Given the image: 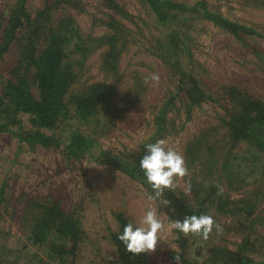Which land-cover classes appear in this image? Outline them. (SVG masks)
Returning a JSON list of instances; mask_svg holds the SVG:
<instances>
[{"label":"trees","instance_id":"1","mask_svg":"<svg viewBox=\"0 0 264 264\" xmlns=\"http://www.w3.org/2000/svg\"><path fill=\"white\" fill-rule=\"evenodd\" d=\"M31 1H8L0 12V62L11 53L16 54L15 64L7 74L0 71V134L17 138L30 150L38 146L60 150L68 163L90 159L110 165L139 181L154 195L139 165L148 154L146 145L174 133V113L180 114L185 109L190 120L196 106L220 107L223 110L220 123L207 126L186 145L189 188L166 189L161 199L170 204L158 200L159 208L171 221L207 214L217 224L228 218L244 219L245 224L248 221L250 224L245 226L241 221L245 235L234 243L235 247L227 240L220 242L213 238L217 234L215 228L210 234L212 238L207 240L176 230L179 249L168 253L176 264L175 257H179V264H264V233L253 228L258 216L264 214L260 210L259 191L264 186V171L255 181H249L258 172V163H264V99L239 83L225 84L220 90L201 83L194 67L190 23L196 17L212 22L249 49L262 67L264 51L249 39L264 40V33L258 27L224 15L207 0L193 4L180 0H136L143 15L133 14L120 0H100L98 8L105 16L93 15V26H104L107 32L94 36L83 32L72 13V10L86 13L85 0H43L35 13L29 9ZM242 1L264 4V0ZM150 21L160 30L165 29L153 36L154 53L170 68L175 89L168 90L162 102L150 106L154 131L140 151L113 152L103 148L102 138L127 109L126 101H117L116 90L121 59L134 41L127 23L141 30ZM98 50L103 51L101 71L111 76V82L88 77V62ZM220 127L225 128V133L218 138ZM217 184L222 186V194H217ZM247 187L254 189L253 194L250 192L244 198L234 196ZM6 192L3 183L0 208L7 203ZM27 210L32 217L28 238L33 246L39 250L46 247L47 256L61 264L68 263V255H79L86 232L75 212L67 211L53 198L37 202ZM116 218L121 227L111 233V241L118 257L110 264H154L150 253L127 252L118 237L130 221L124 214ZM52 235L61 241L50 242ZM198 238L206 243L205 253L195 248Z\"/></svg>","mask_w":264,"mask_h":264},{"label":"rangeland","instance_id":"2","mask_svg":"<svg viewBox=\"0 0 264 264\" xmlns=\"http://www.w3.org/2000/svg\"><path fill=\"white\" fill-rule=\"evenodd\" d=\"M8 1L12 0H0V12ZM85 1L88 10L86 13L72 10L83 32L94 36L106 34V27L93 26V15L97 14L102 18L105 16L98 8L100 0ZM120 1L133 14L143 15L136 0ZM180 1L193 4L198 0ZM207 1L224 15L258 27L264 33V4L261 1L251 5L246 2L244 4L242 0ZM42 3L43 0H32L28 5L30 11L35 13ZM127 25L131 28L134 41L123 54L119 70L121 77L119 79L118 76L116 81L117 101H126L127 109L121 119L115 120V126L107 136L102 138V144L103 148L113 152L128 151L136 154L154 131L150 106L162 102L168 90L175 88L172 82L174 79H170V68L154 53L156 43L153 36L162 34L165 29L160 30L151 21L149 26L144 25L141 30L130 23ZM190 25L194 36V67L201 83L204 82L213 90H220L225 84L239 83L264 99V67L251 51L210 21L196 17L191 20ZM249 41L264 51V40L256 38ZM102 52L98 50L90 58L88 77L111 82V76L101 71ZM15 61L16 54L13 52L0 62V71L7 74ZM154 72L159 73V84H145V78ZM133 100L134 104H131ZM222 112L220 107L203 104L194 108L190 120H187L185 109L180 114L174 113L172 119L176 122V129L164 139L185 159V148L189 141L207 126L218 125ZM219 133L218 138L223 136L225 128L220 127ZM258 165V172L250 176V182L259 178L262 170L264 171V163L261 161ZM186 179H190V176L177 179L176 188L187 190L189 185ZM3 183L6 184L7 203L0 208L1 264H61L47 256L46 247L39 250L28 238L33 223L27 209L49 198L59 200L67 211L75 212L82 220L86 232L79 255H68L67 264H110L116 259L118 254L112 244L111 233L121 227L116 218L118 214H124L130 222L137 225L149 207L154 206L165 225L171 221L160 210L158 200L154 204L148 200V195L153 194L147 192L139 181L119 169L90 159L68 163L60 150H47L42 146L30 150L28 145H21L17 138L9 134H0V187ZM253 191L252 187H247L240 193H234V196L244 198L250 192L253 194ZM259 191L260 210H264V186ZM241 221L245 226L250 224V221L245 224L244 219L237 218L224 219L222 224L219 221L223 231L216 232V237L213 238L220 242L227 240L231 247H235L234 243L245 235ZM253 228H257L258 233H264V214L258 216ZM160 236L161 241L158 242L156 251L150 253L153 263L176 264L168 252L179 249V234L176 230H165ZM57 239L61 241L58 236L52 235L50 242H56ZM68 246L71 247V244ZM195 248L197 252L205 253V241L198 238Z\"/></svg>","mask_w":264,"mask_h":264},{"label":"clouds","instance_id":"3","mask_svg":"<svg viewBox=\"0 0 264 264\" xmlns=\"http://www.w3.org/2000/svg\"><path fill=\"white\" fill-rule=\"evenodd\" d=\"M159 81V73L154 72L146 77L144 82L151 86L152 82L158 85ZM146 147L148 154L143 156L139 165L147 178V183L154 192V195H148V200L153 204L155 201L161 200L162 204L168 205L170 201L161 199L164 191L166 189L175 190L177 179L182 180L189 175L185 159L179 151L169 145L167 139L148 143ZM217 188V194H222V186L217 184ZM214 228L217 233L223 231L222 226L207 214L186 216L182 221L174 220L165 225L158 216L156 207L150 206L137 225L132 222L126 224L118 239L126 246L127 252L139 255L155 252L158 242L161 241L160 234L165 230L169 232L178 230L185 236L192 234L207 240ZM175 260L179 264V257H175Z\"/></svg>","mask_w":264,"mask_h":264}]
</instances>
